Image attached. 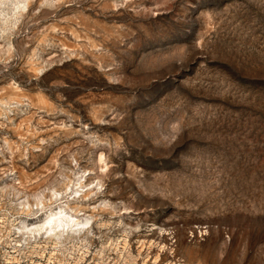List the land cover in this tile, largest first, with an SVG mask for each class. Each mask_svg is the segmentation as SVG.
<instances>
[{
  "label": "rangeland",
  "instance_id": "rangeland-1",
  "mask_svg": "<svg viewBox=\"0 0 264 264\" xmlns=\"http://www.w3.org/2000/svg\"><path fill=\"white\" fill-rule=\"evenodd\" d=\"M0 264H264V0H0Z\"/></svg>",
  "mask_w": 264,
  "mask_h": 264
},
{
  "label": "bare ground",
  "instance_id": "bare-ground-1",
  "mask_svg": "<svg viewBox=\"0 0 264 264\" xmlns=\"http://www.w3.org/2000/svg\"><path fill=\"white\" fill-rule=\"evenodd\" d=\"M62 218V217H61ZM53 221H55V217L54 218H50L48 221H47V223H50L51 224V222H53ZM57 222V224H59V226L63 223V221L59 218L58 219V217H57V220H56ZM157 259V258H156ZM158 260V259H157Z\"/></svg>",
  "mask_w": 264,
  "mask_h": 264
}]
</instances>
